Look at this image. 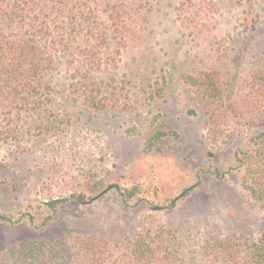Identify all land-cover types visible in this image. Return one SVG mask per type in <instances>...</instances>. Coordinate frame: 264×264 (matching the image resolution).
Instances as JSON below:
<instances>
[{
    "label": "rangeland",
    "instance_id": "rangeland-1",
    "mask_svg": "<svg viewBox=\"0 0 264 264\" xmlns=\"http://www.w3.org/2000/svg\"><path fill=\"white\" fill-rule=\"evenodd\" d=\"M130 1L119 62L95 73L115 84L119 107L72 102L62 58L43 74L40 109L0 111V132L15 136L0 139V257L24 241L98 235L103 264H128L136 237L162 230L154 249L173 255L161 264H251L264 205L242 188L236 158L264 131L251 85L264 66V0H192L190 18L179 0ZM200 73L222 93L215 121L187 83ZM116 187L137 195L125 203Z\"/></svg>",
    "mask_w": 264,
    "mask_h": 264
},
{
    "label": "trees",
    "instance_id": "trees-1",
    "mask_svg": "<svg viewBox=\"0 0 264 264\" xmlns=\"http://www.w3.org/2000/svg\"><path fill=\"white\" fill-rule=\"evenodd\" d=\"M130 0H0V111L10 108L17 115L33 113L47 100L50 90L43 74L62 58L71 66L68 96L85 108L102 111L121 105L115 84H106L95 74L105 66H116L126 30V6ZM192 0H179L181 12L190 15ZM190 18V17H189ZM190 20V19H189ZM198 103L211 109L215 121L220 118L221 90L208 73L188 77ZM264 100V66L251 80ZM9 115V112H4ZM55 128L53 122L45 131ZM15 138L1 131L0 139ZM242 188L264 205V131L252 140V148L238 153ZM117 192L123 202L137 195L136 188ZM174 205V202H171ZM51 206V205H48ZM2 217V216H0ZM7 221H11L6 218ZM167 232L139 234L130 251L128 264H161L172 252L155 250L154 242H167ZM162 244V245H163ZM225 255L233 254L231 243H219ZM106 243L98 235H67L56 241H24L0 257V264H103ZM251 264L264 263V232L248 245ZM108 253V254H107ZM230 257V256H229Z\"/></svg>",
    "mask_w": 264,
    "mask_h": 264
},
{
    "label": "water",
    "instance_id": "water-1",
    "mask_svg": "<svg viewBox=\"0 0 264 264\" xmlns=\"http://www.w3.org/2000/svg\"><path fill=\"white\" fill-rule=\"evenodd\" d=\"M100 196V194L98 195V196H96L95 198H97V197H99ZM95 198H93V199H95ZM61 201H63V199H59V200H51V201H48V202H45L46 203V205H54V204H57V203H59V202H61Z\"/></svg>",
    "mask_w": 264,
    "mask_h": 264
}]
</instances>
